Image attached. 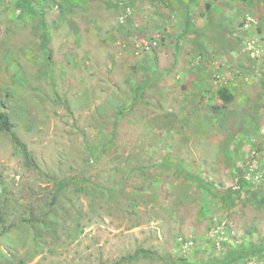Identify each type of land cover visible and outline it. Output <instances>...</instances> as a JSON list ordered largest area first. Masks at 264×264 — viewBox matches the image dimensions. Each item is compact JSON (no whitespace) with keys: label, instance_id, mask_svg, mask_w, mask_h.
Wrapping results in <instances>:
<instances>
[{"label":"rangeland","instance_id":"1","mask_svg":"<svg viewBox=\"0 0 264 264\" xmlns=\"http://www.w3.org/2000/svg\"><path fill=\"white\" fill-rule=\"evenodd\" d=\"M18 1L0 264H264V0Z\"/></svg>","mask_w":264,"mask_h":264},{"label":"trees","instance_id":"2","mask_svg":"<svg viewBox=\"0 0 264 264\" xmlns=\"http://www.w3.org/2000/svg\"><path fill=\"white\" fill-rule=\"evenodd\" d=\"M29 3L28 0H19L17 2V4H19L20 6H22L23 8ZM217 93L219 95V97L225 101V102H229L231 99H232V95L231 93H229L228 89L223 86L221 88H219L217 90ZM0 129L3 130V131H6V132H9L11 134V137L13 139V141L22 149L23 151V154H24V158L26 160V162L30 165H33L34 162L32 161V159L30 158L29 154H28V151L25 147L24 144H22L20 142V140L15 136V134H13L11 132V126H10V122H9V117L8 115L3 112V111H0ZM246 183L243 181V180H240L238 182V190H240ZM5 231H8L7 228H3L1 229L0 233H3Z\"/></svg>","mask_w":264,"mask_h":264},{"label":"built area","instance_id":"3","mask_svg":"<svg viewBox=\"0 0 264 264\" xmlns=\"http://www.w3.org/2000/svg\"><path fill=\"white\" fill-rule=\"evenodd\" d=\"M154 45H155V42H153V45H152V46H154ZM152 46L148 44V45H146L144 48H145V49H149V48H151Z\"/></svg>","mask_w":264,"mask_h":264}]
</instances>
